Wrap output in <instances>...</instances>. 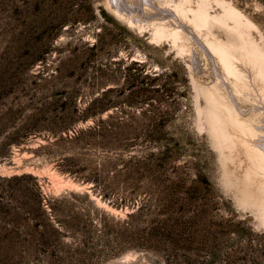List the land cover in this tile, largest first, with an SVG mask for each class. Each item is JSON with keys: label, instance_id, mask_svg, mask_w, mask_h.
I'll return each mask as SVG.
<instances>
[{"label": "rangeland", "instance_id": "rangeland-1", "mask_svg": "<svg viewBox=\"0 0 264 264\" xmlns=\"http://www.w3.org/2000/svg\"><path fill=\"white\" fill-rule=\"evenodd\" d=\"M215 1L209 0L208 11L220 14ZM224 2L250 20V35L264 48V0ZM106 3L0 0V264H264V218L239 205L223 183L225 167L198 115L205 100L197 85L210 87L216 79L209 60L194 42L198 65L192 63L190 53L178 52L170 39H154L150 27L131 24ZM144 6V20L138 15L143 22L149 17ZM217 27L208 38L223 41L225 32ZM131 60L159 73L158 91L130 92L122 69ZM103 90L109 91L107 98L93 100ZM90 102L110 105L145 126L134 147L151 155V162L174 143L167 137L180 138L161 178L138 183L144 189L135 207L128 197L130 179L113 176L126 154L113 164L117 158H109L115 152L103 147L86 146L73 156L65 142H53L91 123L90 118L55 120L59 108ZM156 124L171 134L154 142L147 130ZM134 149L131 153H139ZM103 164L104 190L98 194L91 182L60 169L88 171ZM159 187L173 193L163 196ZM39 197L55 207L52 223ZM82 240L91 253L87 258L76 248Z\"/></svg>", "mask_w": 264, "mask_h": 264}, {"label": "bare ground", "instance_id": "bare-ground-1", "mask_svg": "<svg viewBox=\"0 0 264 264\" xmlns=\"http://www.w3.org/2000/svg\"><path fill=\"white\" fill-rule=\"evenodd\" d=\"M154 2L107 0L106 4L131 24L150 27L154 39H170L178 52L190 53L192 63L198 65L196 53L191 51L194 42L205 54L216 79L210 87L197 85L205 100L198 115L205 120L225 167L223 183L233 190L239 205L264 218V48L251 37L250 20L224 0L215 1L221 6L220 14L208 11L209 0ZM142 5L149 15L144 22ZM215 25L224 30L223 41L208 38ZM240 102L249 103V108H242ZM128 258L124 256L122 261Z\"/></svg>", "mask_w": 264, "mask_h": 264}, {"label": "trees", "instance_id": "trees-1", "mask_svg": "<svg viewBox=\"0 0 264 264\" xmlns=\"http://www.w3.org/2000/svg\"><path fill=\"white\" fill-rule=\"evenodd\" d=\"M103 34L104 33L102 31V33H97L96 35L102 36ZM136 65H138V67H136ZM122 73L124 78L126 79L130 92H135L134 90H145L149 92L158 91V89H155L154 80L157 78L159 73L154 74V72L147 71L145 66L140 64L139 62L131 60V62L122 69ZM166 90L167 89L164 88V91ZM108 92V90L98 92L97 96L93 100H105L107 98ZM109 108L110 110L108 111ZM103 112H105L104 117L102 116ZM54 118H56L55 120L61 118L65 120L66 123H70L76 118L82 119L83 121H86L88 118H90V124L86 125L83 128L75 130V132H73L72 134L64 131V136L57 135L56 139L53 141L54 144H58V142L61 140L65 142V148L71 150V154L73 156L77 154L81 156L83 154L82 149H85L86 146L91 145L100 146L115 152V157L109 158V160L117 158L113 161V164H116L117 160L120 159V155L126 154L127 159L124 160L122 167L114 170L113 176L126 175L128 179H130L131 186L129 188L130 190L128 193V197L129 201H131L130 205L134 207L137 203L136 198L142 193L144 189L138 183L145 177H151L152 180L154 179L153 181H158L161 178L160 176L162 174V171L173 161L176 152L179 149L178 144L180 138H175L173 136L167 137L168 139L173 140L174 143L172 144V146L165 147L163 151H160L162 157L157 162H151V158L149 157L151 155H148V153L145 154L142 148L137 149L136 147H134V145L137 143V139L140 137V131L142 129H146L145 126L140 123H134L133 120L126 115L118 114L116 109L110 107V105L107 104H100L95 106L90 102L84 107L74 106L71 109L66 108L65 105H63L59 108L57 114L54 115ZM149 133H153L155 134V136H151V134ZM169 134H171L170 131H164L162 126L158 124L153 125L151 130H147L149 140H152L154 142H157L160 137H163L164 135L168 136ZM133 149L134 151L139 153H131ZM104 168H106L105 164L101 165L100 168H87L88 171L84 170L86 169L85 166L75 169L71 168L70 166H64L60 169L69 172V174H73L82 182H91V185L89 186L91 191L98 194L104 190L101 185L102 182H104V179L101 178V175L104 172ZM172 184L173 183L171 181V186ZM159 188L161 195L163 196L165 195L166 197H170L173 193L171 187H162L163 189L161 187ZM70 195L75 199L77 197H80V195L76 193H70ZM106 195L109 194L102 193L101 197L103 198ZM65 196L66 194L61 195L59 198H61V200H65ZM81 196H87V192L82 193ZM38 202L39 204L44 206L43 210L47 214L46 219L50 223H52L50 217L55 216L56 214L55 207L53 206L52 202L50 201V199H46L45 201H43L42 197L38 198ZM139 210H141V206H138L132 213L128 214V218H131L133 214L138 213ZM78 213L79 216H83V214H85L82 211H78ZM169 215L171 216V213H169ZM62 225L64 226L67 224ZM67 227L69 226H64L63 229H66L65 232L71 234V231H69ZM38 239L42 240L41 237H39ZM84 244L85 241L82 240L76 248H78L79 252H81V257L87 258L91 255V253L85 252Z\"/></svg>", "mask_w": 264, "mask_h": 264}]
</instances>
